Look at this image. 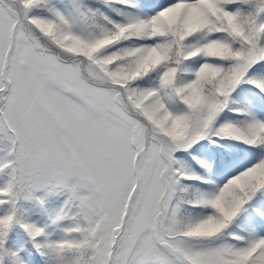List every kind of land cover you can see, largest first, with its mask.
<instances>
[{
    "label": "snow or ice",
    "instance_id": "1",
    "mask_svg": "<svg viewBox=\"0 0 264 264\" xmlns=\"http://www.w3.org/2000/svg\"><path fill=\"white\" fill-rule=\"evenodd\" d=\"M0 264H264V0H0Z\"/></svg>",
    "mask_w": 264,
    "mask_h": 264
}]
</instances>
